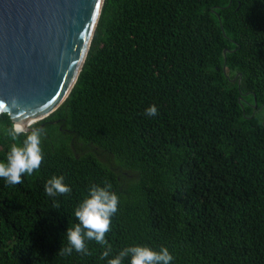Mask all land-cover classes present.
<instances>
[{"label": "trees", "instance_id": "obj_1", "mask_svg": "<svg viewBox=\"0 0 264 264\" xmlns=\"http://www.w3.org/2000/svg\"><path fill=\"white\" fill-rule=\"evenodd\" d=\"M31 126L46 129L43 161L21 184L0 178V264H107L136 244L171 264H264V0H105L72 91ZM53 175L70 194L46 195ZM105 182L110 257L94 240L59 255Z\"/></svg>", "mask_w": 264, "mask_h": 264}, {"label": "water", "instance_id": "obj_2", "mask_svg": "<svg viewBox=\"0 0 264 264\" xmlns=\"http://www.w3.org/2000/svg\"><path fill=\"white\" fill-rule=\"evenodd\" d=\"M104 1L0 0V98H17V121L30 126L65 102Z\"/></svg>", "mask_w": 264, "mask_h": 264}, {"label": "clouds", "instance_id": "obj_3", "mask_svg": "<svg viewBox=\"0 0 264 264\" xmlns=\"http://www.w3.org/2000/svg\"><path fill=\"white\" fill-rule=\"evenodd\" d=\"M20 107L17 98L10 101L0 98V116H7L11 121L5 135L12 141L4 160L0 161V178L6 185L14 186L23 183L22 176H31L41 167L43 152L42 139L46 129L36 126H26L14 118V110ZM145 115L156 116L155 105L145 110ZM22 138V139H21ZM63 175H53L44 184L48 197L55 199L59 195L71 193V188L65 182ZM119 197L112 190V184L105 182L103 186L93 184L88 189L83 200L76 206L74 215L78 221L70 225L65 237L67 245L62 244L58 254L70 256L73 251L82 255H91L87 247L88 241H95L104 247L101 259L110 257L112 246L106 239L111 230L112 217L118 212ZM56 208L59 207L57 202ZM125 258H130V264H171L174 257L166 246L154 249L148 245H132L123 248L113 258L107 259V264H122Z\"/></svg>", "mask_w": 264, "mask_h": 264}, {"label": "bare ground", "instance_id": "obj_4", "mask_svg": "<svg viewBox=\"0 0 264 264\" xmlns=\"http://www.w3.org/2000/svg\"><path fill=\"white\" fill-rule=\"evenodd\" d=\"M35 121H36V120H35ZM35 121H34V122H35ZM34 122H32V123H34ZM32 123H30V124H32ZM30 124H28V125H30ZM26 126H27V125H26Z\"/></svg>", "mask_w": 264, "mask_h": 264}, {"label": "rangeland", "instance_id": "obj_5", "mask_svg": "<svg viewBox=\"0 0 264 264\" xmlns=\"http://www.w3.org/2000/svg\"><path fill=\"white\" fill-rule=\"evenodd\" d=\"M31 125H32V124H31ZM31 125H30V126H31Z\"/></svg>", "mask_w": 264, "mask_h": 264}]
</instances>
